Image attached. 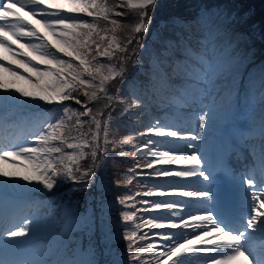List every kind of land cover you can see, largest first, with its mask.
<instances>
[{
	"label": "snow or ice",
	"instance_id": "obj_1",
	"mask_svg": "<svg viewBox=\"0 0 264 264\" xmlns=\"http://www.w3.org/2000/svg\"><path fill=\"white\" fill-rule=\"evenodd\" d=\"M157 2L122 0L120 5L109 7L107 0H0V106L9 101L31 108L46 104L57 106L61 112L31 134V145L35 146L10 143L0 147V160L15 157L16 167L30 162L32 168L30 173L0 171V178L12 186L36 185L49 192L66 181L87 185L94 168L82 170L80 160L90 156L95 165L98 155H107L110 150L124 156L123 150H117L120 145H128L133 149L131 158L135 162L129 169L131 175L126 182L115 183L127 187L135 178L146 190L120 195L113 201L124 209L118 214L123 231L116 234L126 242V259L113 264H145V256L152 257L151 264H191L192 260L227 264L246 253L249 264H264V210L260 207L264 191H253L256 187L264 189V112L254 117L259 121L262 139L258 145H248L253 151L258 148L259 176L250 169L233 172L228 154L219 160L217 172L216 163H210L202 149L210 123L229 102L228 94L248 59L237 50L241 42L249 39L248 34L214 22L207 13L197 16L185 32L164 40L161 49L154 53L157 63L146 73L145 81L135 86L133 103L117 108L126 101L108 94L109 83L119 78L121 87L116 94L122 95L128 84L123 65L132 55L137 56L135 65H141L139 55L145 47L142 36L149 31V13ZM116 8L122 10L115 11ZM129 10L135 11L136 23L122 42L115 33L117 28L123 32V25L110 17H127ZM244 15L233 12L227 17L228 23L235 24ZM100 22L111 27L101 29ZM109 32L113 34L109 36ZM100 58L109 63L102 64ZM181 69L184 84L210 83L220 91L202 92L201 100L189 104L192 114L183 123L155 120L136 134L142 141L138 145H133L132 135L119 141L107 139L109 122L116 111L127 116L133 108L142 107L144 97L168 88ZM21 81L30 87L21 86ZM249 84V96L264 97V68L259 76V90L253 80ZM102 100L107 103L94 112ZM69 101L78 108L72 109L66 104ZM73 116L72 128L79 132L77 136L65 134L72 131L65 118L71 121ZM85 127L89 131L80 132ZM163 148L169 151H160ZM175 151L190 154L170 155ZM220 175L231 181L236 193L237 210L226 212L223 219L214 214L212 207L218 203L215 180ZM64 215L61 231L67 236L75 214L68 208ZM33 224V217L14 223L0 206V264H29L17 257L31 239ZM58 264L81 262L60 259Z\"/></svg>",
	"mask_w": 264,
	"mask_h": 264
},
{
	"label": "rangeland",
	"instance_id": "obj_2",
	"mask_svg": "<svg viewBox=\"0 0 264 264\" xmlns=\"http://www.w3.org/2000/svg\"><path fill=\"white\" fill-rule=\"evenodd\" d=\"M26 11L27 10H25L24 13H26ZM210 11H212L209 16L211 20L221 24L222 26H230L227 25V17L234 11L229 12L227 10H224L221 6H215ZM205 13H208V11H201L199 16H204ZM29 19H31V17H29ZM193 20L188 22L180 17L173 16L171 17L170 21L173 24L179 26L181 25L186 29L187 26L193 22ZM243 48L244 45L239 44L237 50L243 54ZM246 56L248 57V59L244 61L241 67V76L237 78L236 82H234L231 92L228 94L230 96L229 102L226 103L222 110L217 113L215 121L210 123L207 129L205 143L202 145V149L210 163L211 155L208 154V150H211L214 146L212 140L216 144V142L214 141L216 133L218 128L222 124L227 123L228 125H232L237 127L238 129H241L240 131L245 134L243 135L245 136V138L249 139L251 135L253 137V142L250 145L254 144V140H256L258 143L261 141L260 138L258 139V137L256 136L257 134L255 133V129L258 126L259 121L254 117L258 116L261 112H264V97L259 95L249 96L247 92L249 91L250 87V79L256 83V90H259V76L262 68H264V54L260 57H251V55L247 53ZM140 61L141 63H143V60ZM100 62L104 65H107L109 63L108 60H100ZM112 63L114 62L112 61ZM152 66L153 65H151L149 68H147L146 66H141V68L149 73L152 69ZM182 71L183 69H181L180 75H177L172 79L171 85L168 88L158 90L153 95L148 97L149 100L147 99V101L150 105V109L148 110L149 119H147L146 121L138 120L137 125L141 128L137 131L138 133L145 131L146 128L151 126L157 119H160L163 122H173L176 124L183 123L192 114V107L189 104H193L201 100L202 92L207 90L211 94L220 91L217 86H213L210 83L208 85H203L202 83L197 81L186 82L184 84ZM105 73H107L108 75V72L105 71ZM9 79L11 78L9 77ZM124 79L128 81V84L123 88L122 95H117L116 93L114 95H111L116 97V99H123L126 101L125 104L116 106L117 108H126L129 104H131L130 100L134 96L132 93L135 91V86L140 84V79L139 77H137V75L130 77L124 76ZM20 84L24 87H30L23 81H21ZM129 85H131V87H129ZM120 87L121 82L118 88ZM170 91L172 94L168 93ZM146 102H144L143 104H145ZM70 103L72 102H66V104ZM200 106L205 107L206 105L201 104ZM98 110L100 109L98 108ZM116 113L120 118H113L108 126L109 141H119L117 136V134L119 133L118 127L121 126V123L128 124L127 116L123 115L119 110L116 111ZM60 115L61 112L55 105L44 104L39 106L38 108H31L18 105L14 101L7 102L3 106H0V128H2L0 129V147L10 143H23L25 144V146H35L31 145V134L35 132L44 121H52L58 118ZM69 115L72 116V113L70 112ZM74 122V116L72 117L71 121H68L67 118H65V123L71 128L74 125ZM192 123L194 126V121ZM75 131L76 130L72 128L70 134L67 132L65 134L70 136H77L78 134ZM221 142H218V144ZM69 143H71V140H69ZM140 143H142L141 140L134 145H138ZM225 144H230L231 148L229 149V151H233L235 147L234 141L226 140ZM239 145H241L239 148L242 147V150H246V157L242 156L243 154H240V150H238V147L234 149L236 151L232 152L231 155H238L240 158L239 161H233V163H237V166L243 167L245 163H248V160L249 162L253 161L257 150L253 151L252 148L245 147L243 145V141L242 144ZM49 146L51 147L55 145ZM65 151L70 150L65 149ZM160 151H169V148H163ZM187 154L190 153L182 151L170 152V155L176 156ZM234 156L232 157L236 158ZM15 159V157H12L5 161V163L8 164L9 167H4L2 165L4 160H0V171H15L14 169H12L13 166H15L13 163ZM229 162L231 161L229 160ZM65 163H68L66 158ZM20 165L23 166L24 172L30 173L32 171L30 162H21ZM99 174L100 177H104L105 179H107L103 171H99ZM94 182L95 179L90 178L88 184H93ZM61 184L66 185V182H63ZM65 188L66 186L64 187V189ZM7 189H13L14 191L18 190L19 192H21L19 195L21 197V201L22 199L25 200L24 202H17L16 200L12 201L6 217L11 216L14 223H18L24 217H33L34 221L31 239L25 246V248L20 251L17 257L21 261H27L29 262V264H50V262L51 264H58L61 258L69 255V253L72 252L78 253L77 260L83 261L81 248H83V246L85 245L84 231L91 232L94 226L98 227V234L103 243L109 244L121 239L119 235L116 234L117 232H119L118 229H116L114 225L110 224L112 220H110L109 216L106 213V211H109V206L111 202L115 200V198H113L109 194V190L104 187L102 189V197L106 201V204L104 206L105 213L104 215L102 214V216H100V214L99 218H96V215H93L92 213L80 214L77 207H71L68 204L60 203L53 206V208L51 207L52 209L49 210L47 216L41 220L38 217L39 210L45 205H50L49 199L53 197L54 193L51 194L48 193V191H44L43 194L40 195L33 191L32 185L20 183L18 185L12 186L6 184L5 181L0 178V193L4 192V190ZM145 190L146 189H143L139 192H143ZM187 190H194V188ZM60 191L61 190H59V192ZM253 191L262 192L264 191V189L256 187L253 188ZM13 196L15 199V195ZM212 207L214 210V214L218 216L217 211H215L216 207ZM260 207L262 210H264V203H261ZM68 208H71L75 215L72 230L67 236H65L62 233L61 228L64 225L66 219L64 215L65 210ZM193 214L201 215L202 213L194 212ZM123 253L124 252L121 249L111 250L109 253V257L111 258L112 263L117 260L123 262L126 259V255ZM143 259L145 261V264H151L152 257L145 256ZM89 260H93L95 261V264H97V258L94 257L92 253L85 254V262L87 263ZM169 264H171L170 261ZM191 264L198 263L196 260H192Z\"/></svg>",
	"mask_w": 264,
	"mask_h": 264
},
{
	"label": "trees",
	"instance_id": "obj_3",
	"mask_svg": "<svg viewBox=\"0 0 264 264\" xmlns=\"http://www.w3.org/2000/svg\"><path fill=\"white\" fill-rule=\"evenodd\" d=\"M104 2V0H101ZM122 0H107L109 7L113 5H120ZM221 6L224 10L229 12L240 11L245 15L243 19L237 18L238 22L230 25L229 28L235 29L237 31H243L248 34L250 39H247L245 42L240 44L244 45L243 54L247 53L251 57H259L264 54V0H158L157 6L154 11H150L149 15L151 16V24L149 26V31L146 34H143L142 40L145 45L144 50L139 55V60H143L141 66H146L149 68L151 65L157 63L154 53L161 49V45L164 40L171 39L177 32H185L186 29L183 26L175 25L170 20L171 17L176 16L180 17L185 21H191L195 17L199 16L201 11H208L207 14L212 13L213 7ZM121 8H116L115 11H120ZM90 19V18H89ZM110 19H119L123 25L124 31L122 32L120 28H117L116 35L123 42L126 36L131 35V32L128 29L135 26L136 15L134 10L128 11L127 17H117L112 16ZM111 25L105 24L104 22L99 23V28H110ZM103 34V33H102ZM113 33L109 32L108 35L111 36ZM132 51V48L129 47V52ZM100 60L106 61V58H100ZM137 56L132 55L127 62L123 65L124 76H136L140 79V84L145 81V76L147 71L143 70L141 66H136L135 62ZM116 63V61H113ZM264 63V62H263ZM107 75V73H104ZM120 84V79L117 78L114 81H111L108 85L109 94L114 95L116 89ZM116 98V97H115ZM144 102L147 101L148 97H144ZM135 96L131 98L130 103H133ZM149 100V99H148ZM107 101L102 100L97 104L93 111H98V108L101 109L104 107ZM72 109L78 108L77 105L70 103ZM150 105L148 101L143 104L142 107L133 108L131 113L127 115L128 124H122L118 127L119 133L117 134L118 140L124 139L127 135H132L133 145L140 142L136 138L137 131L140 130V126L137 125L138 120L146 121L149 119L148 110ZM107 116V113H105ZM118 114L115 112L113 114L112 120L119 119ZM100 119V117H97ZM75 120V117H74ZM111 121L109 122V124ZM92 130H95L94 124L91 126ZM71 128V127H70ZM89 128L85 127L80 129V132H88ZM78 135L79 132L75 131ZM70 134V132H67ZM108 139V137H107ZM101 140H103V123L101 129ZM72 142V141H71ZM123 150L125 152L124 156H120L117 153H113L111 150L107 155H98L95 165L91 160V157L80 160L79 165L82 170L89 167H93L94 171L90 175L89 179L94 178L95 182L93 184L85 185L83 183L76 184L73 182L66 181V185L59 184L52 191L48 193H54L53 197L49 199L50 205H45L39 210L38 217L39 219H44L47 216V213L50 209L53 208L56 204L65 203L71 207H77L80 214L92 213L96 215V218H99V215H104L105 210L104 206L106 204L105 199L102 197L103 187L109 190V194L116 198L120 195H134L136 192L142 191L145 187L133 178L131 185L127 187L118 186L115 181L126 182L129 177V169L133 168L134 161L132 157V147L128 145H120L117 152ZM138 160L141 164L144 163V160L139 158ZM99 171H103L107 179L100 177ZM66 188L64 189V187ZM107 186V187H106ZM69 187V188H68ZM59 190H61L59 192ZM33 191L38 194H42L44 191L36 185H33ZM114 201V200H113ZM113 201L109 206V211L107 215L109 216L110 224L114 225L118 231H123L119 225V212L124 209L120 208L118 205H114ZM52 207V208H51ZM96 220V219H95ZM94 220V221H95ZM84 243L85 245L81 248V254L83 261H80L81 264H87L85 262V254L92 253L94 257L97 258V264H113L109 253L113 249H121L126 255V242L122 239L116 240L113 243H103L98 234V227L94 226L91 232L84 231ZM78 253H69V255L64 256L61 259H75L77 260Z\"/></svg>",
	"mask_w": 264,
	"mask_h": 264
},
{
	"label": "bare ground",
	"instance_id": "obj_4",
	"mask_svg": "<svg viewBox=\"0 0 264 264\" xmlns=\"http://www.w3.org/2000/svg\"><path fill=\"white\" fill-rule=\"evenodd\" d=\"M21 14H25V13L22 12ZM0 129H2V128H0ZM240 130L241 129H238L235 126L230 125V127L228 128L227 133H226V135H225V137H224V139L222 140L221 143L218 144V142H217L218 139L215 140L216 141V144L212 140V143L214 144V146L212 147L213 150L212 149H211L212 151L211 150H208V154L211 155V157H210L211 163H216L215 171H217V172L220 171V167H219V163L218 162H219V160L225 154H228V151L231 148L230 144H225V141L226 140L234 141L235 142V145L234 146H236V148L237 147L239 148L241 146L239 144H242V141H243V145L245 147H249L248 145H250L253 142V137L251 135H250L249 139L248 138H245V136H243L245 134L242 133ZM255 133L257 134L256 136L258 137V139L260 138V140H261L262 137H261V135L259 136L260 129H259L258 126L255 129ZM254 141H255L254 144H256V145L259 144L256 140H254ZM243 150L246 151L245 149H243ZM235 157L236 158H234V159L228 158V164H229L230 168L232 170L234 169L233 172H236V171H245L244 170V165H243V167H241V166L239 167L238 166L239 169H237V166L233 164L232 160L235 161V162H238L239 159H240L238 156H235ZM229 160L231 162H229ZM252 162L254 163V166L252 165V169L251 170L253 172H256L255 173L256 175L257 174H260L258 148H257L255 157H254V159H253ZM2 165L4 167H9V165L6 164L5 161H3ZM12 169H14L15 171H22V172H24V168L21 165L19 167L13 166ZM225 181H227V179L224 178L223 175H220L215 180V184H216V188H217V192H218V203L212 205V206L216 207V210L215 211H217L218 207L219 208H223V207L227 208V206H230V208H231V204H236V200H235L236 193L233 191L231 181H230V184H229L230 185L229 187H230V189L232 191V195H231V198H230L231 199L230 200L231 202L230 201H226L221 196V194H220L221 188H222V185H223V182L225 183ZM20 193L21 192H19L18 190L14 191L13 189H7V190H4V192L0 193V206H2L4 213H6L8 211L9 207L11 206L12 201H15V200L17 202L21 201V197L19 196ZM13 195H15V199H14V196ZM23 198H25V197H23ZM24 200L22 199L21 202H24ZM229 203H230V205H229ZM249 260H250V257L246 253L243 256H235L233 259L227 261V264H249ZM196 261H197L198 264H211V261H201V260H196ZM252 264H254V261L252 262Z\"/></svg>",
	"mask_w": 264,
	"mask_h": 264
}]
</instances>
